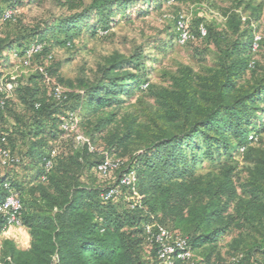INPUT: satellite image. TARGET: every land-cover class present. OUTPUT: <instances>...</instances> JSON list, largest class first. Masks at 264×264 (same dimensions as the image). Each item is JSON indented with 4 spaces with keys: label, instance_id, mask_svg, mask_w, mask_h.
<instances>
[{
    "label": "trees",
    "instance_id": "1",
    "mask_svg": "<svg viewBox=\"0 0 264 264\" xmlns=\"http://www.w3.org/2000/svg\"><path fill=\"white\" fill-rule=\"evenodd\" d=\"M29 1L43 4L46 0ZM53 1L70 14L35 31L29 45L26 40L3 38L0 29V58L8 48L18 46L14 50L20 53L19 59H24L25 51L34 43L43 44L34 57L45 54L50 58L52 40L64 36L61 43L68 46L85 26L95 27L94 34L100 25L108 30L115 22V3H119ZM18 4L19 0H6L3 20L5 11L16 10ZM263 8L261 3L256 10L261 12ZM97 15L99 22H92ZM15 21L17 14L15 20H4ZM234 22L238 39L224 53L221 70L197 80L189 75L177 79L172 87L152 94L160 107L149 116L151 123H142L137 113L128 114L107 136L106 153L125 160L108 177L98 168L105 152L90 135L97 150L91 152L87 145L77 148L65 137L62 117L78 112L82 120L91 123L93 117L106 114L90 129L91 133L104 132L118 120L127 101L151 90L147 54L109 60L93 79L82 81L79 90L67 91L63 100H57L53 92L44 98L31 84L17 82L15 96L0 105V146L19 159L10 165H3L0 159V202L9 192L6 184L20 193L23 225L30 228L33 244L24 251L5 241L0 264H162L158 245L147 231L153 224L188 237L196 254L218 247L232 226L227 213L238 192L229 175L217 187L192 183L198 170L206 161L215 164L223 158L234 159L244 149L253 165V199L264 192V147L255 146L264 132V78L249 80L247 76L256 67L253 56L262 38L256 47L253 30L243 29L237 19ZM162 45L161 49H166V43ZM42 67L50 78L48 68ZM39 74L47 79L40 68ZM3 76L0 72V78ZM16 98L22 111H15L14 124L2 125ZM57 141L69 144L70 149L53 144ZM133 145L136 151L126 160L124 155ZM54 150L56 155L52 157ZM46 159H52L50 168ZM25 162L36 169L29 182L35 186L27 200L23 196L27 188L15 173V167ZM131 170L137 176L135 189L141 196L137 200H131L135 195L132 186L120 182ZM113 186L119 188V195L105 200L102 194ZM242 207L257 236L238 264H264V205L250 199ZM5 229L6 221L1 218L0 234Z\"/></svg>",
    "mask_w": 264,
    "mask_h": 264
},
{
    "label": "rangeland",
    "instance_id": "2",
    "mask_svg": "<svg viewBox=\"0 0 264 264\" xmlns=\"http://www.w3.org/2000/svg\"><path fill=\"white\" fill-rule=\"evenodd\" d=\"M88 5L100 0H85ZM127 3H115L112 18L115 22L108 30L93 33L95 27L85 26L82 33L76 35L72 45L63 44L64 36L49 42L52 57L47 55L36 56L27 66L24 59L17 58L12 48H8L0 58V72L7 77H14L20 85L31 84L39 90L42 97L49 98L55 85L62 86L67 91L79 90L81 83L93 79L101 66L109 60L120 57H130L134 53L144 52L148 57L150 70V86L148 90L137 98L130 99L119 111L118 120L110 125L104 132H93L98 118L106 116L100 114L93 117L88 123L79 115L80 130L92 136L98 149L108 152L106 138L114 131L128 114L141 115V122H149L150 115L157 111L160 105L152 94L162 88L172 87L177 79L191 76L198 79L208 76L222 69L225 62L224 53L231 49L238 39L235 32L237 19L245 30L252 29L254 34L262 38L258 50L254 52L253 60L256 67L248 73V79L264 78V8L261 12L256 7L264 0H124ZM6 0H0V29L1 36L7 40L22 39L27 45L33 42V34L49 22L70 14L61 9L53 0H46L43 4L30 3L29 0H19L16 8L17 21L4 22L3 9ZM184 15L189 23L190 30L196 39L186 45L177 42V18ZM97 15L92 22H99ZM205 25L208 34L199 36V28ZM166 43L165 48L162 44ZM149 57L151 59H149ZM45 66L49 70L50 79L39 74V68ZM44 68V67H43ZM23 106L16 98L11 102L5 114L2 125L14 124L15 111L21 112ZM67 115V114H66ZM57 146L67 148L69 144L57 141ZM76 146V145H75ZM255 146L264 147V132ZM77 148L79 146H76ZM25 150V147L22 148ZM135 145L124 156L130 159ZM122 154V153H121ZM120 157L119 155H114ZM122 156V155H121ZM35 166L26 162L15 167L17 177L25 184L24 198H31L30 184ZM253 168L250 155L247 151L239 153L234 159L223 158L221 162L206 161L197 174L196 180L202 185L217 187L229 175L238 192V199L232 203L227 216L232 219L230 230L223 235L215 250L205 249L197 252L199 258L208 264H238L241 255L245 254L249 243L254 240L257 233L243 215L242 204L245 200H255L257 204L264 205V192L258 197L251 193L250 170ZM1 170V168H0ZM29 183V184H28ZM132 197L131 200H135ZM243 211V212H242ZM263 218L264 211L262 210ZM172 228L171 224H168Z\"/></svg>",
    "mask_w": 264,
    "mask_h": 264
},
{
    "label": "built area",
    "instance_id": "3",
    "mask_svg": "<svg viewBox=\"0 0 264 264\" xmlns=\"http://www.w3.org/2000/svg\"><path fill=\"white\" fill-rule=\"evenodd\" d=\"M173 2L174 0H170ZM16 10L8 8L4 13V20H15ZM177 42L180 45H186L189 42L196 39V36L189 28V23L184 15H180L177 18ZM199 36L205 37L208 34V30L205 25H201L199 28ZM260 36H256V47L259 46ZM43 49L42 43L32 44L26 51L24 62L27 66L31 64L32 58L40 53ZM13 54L20 58V53L15 49ZM40 70L44 73L45 77L49 80V76L43 67ZM17 81L14 77L3 76L0 78V105L4 106L10 98L15 96V90L17 88ZM66 92L62 86L55 85L53 87V95L57 100H63L66 98ZM62 129L64 130L65 137L74 141L76 146L87 145L91 152H95L96 146L93 144L90 137L86 136L80 130V120L78 112H71L62 117ZM5 140V138H4ZM244 151V149H242ZM56 155V151L52 152V157ZM0 159L3 165H10L12 163L19 162L18 158H14L11 155L10 149L0 146ZM47 167L52 166V159H46ZM125 160L110 156L105 152L104 160L99 164V172L108 177L112 172L119 169L124 165ZM121 185L132 186L135 191V200L140 199L141 196L136 191L135 186L137 182L136 172L131 170L128 173L122 175L120 179ZM5 187L8 189V194L5 199L0 202V219L3 218L6 221V228L11 225H23V209L24 204L19 192L13 190L9 184ZM120 190L118 187H110L106 192L102 194L105 200H111L118 196ZM147 231L151 236V240L158 245V256L162 264H206L201 258L198 257L194 251L190 239L182 234L172 233L167 227L163 225H149ZM242 256L239 258V260ZM238 260V261H239ZM225 264V263H221Z\"/></svg>",
    "mask_w": 264,
    "mask_h": 264
},
{
    "label": "crops",
    "instance_id": "4",
    "mask_svg": "<svg viewBox=\"0 0 264 264\" xmlns=\"http://www.w3.org/2000/svg\"><path fill=\"white\" fill-rule=\"evenodd\" d=\"M5 241L12 242L19 250L28 251L32 248L33 236L28 226L11 225L0 234V253Z\"/></svg>",
    "mask_w": 264,
    "mask_h": 264
}]
</instances>
